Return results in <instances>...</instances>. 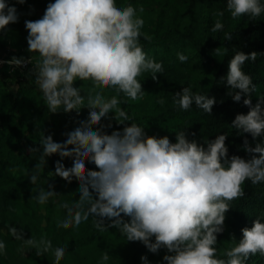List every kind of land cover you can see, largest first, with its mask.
<instances>
[{"label":"clouds","instance_id":"9594fccd","mask_svg":"<svg viewBox=\"0 0 264 264\" xmlns=\"http://www.w3.org/2000/svg\"><path fill=\"white\" fill-rule=\"evenodd\" d=\"M226 9L233 19L245 15L256 18L264 13V4L260 0H226ZM139 12H143L142 7ZM217 15L223 17L224 12ZM18 21L15 5L0 0V32ZM143 25L136 7H117L116 0H54L41 18L25 21L27 51L39 57L30 72L48 111H75L79 116L85 100L88 109L87 119L65 132L63 142L54 141L52 135L41 137L42 152L29 175L30 183L37 184L46 158L58 155L50 175L68 185L76 181L78 199L71 208L63 205L68 215L57 226L78 229L91 217L101 232L116 228L127 241L140 242L153 254L165 250L163 264H247L257 253L264 256V222L260 219L241 229L242 239L224 252L226 259L217 257L215 247L225 231L231 202L244 195L245 181L264 183V140L259 139L264 137V98L253 104L250 97L256 86L242 70L246 61L255 62L258 54L264 53L236 52L221 78L226 87L236 90L232 100L242 101L248 108L231 122L233 128L247 134L243 135L246 158L230 156L226 134L201 143L195 139L197 133L186 128L175 133L173 142L167 135H148L119 107L120 94L133 101L143 99V85L138 80L142 73L148 72L158 81L157 74L164 71L163 63L148 58L143 50ZM223 29L224 24L217 19L211 31ZM144 39L150 38L145 35ZM225 39L231 41V34L225 33ZM32 59L31 55L13 56L0 60V65L23 68L32 64ZM178 59L183 63L188 57L178 54ZM76 81H90L94 94H82L81 87L74 86ZM105 89H114L116 95L106 98ZM174 103L185 111L195 103L212 114L216 99L183 87L175 92ZM65 158L71 159L70 167L63 163ZM59 194L55 183L48 180L47 187L39 188L34 198L43 205ZM8 233L35 249L38 257L51 251L54 264L65 255L66 248L53 249L51 240L25 239L22 227L10 226ZM0 254H6L3 241ZM101 259L108 261L110 256L104 252ZM140 259L149 264L146 255Z\"/></svg>","mask_w":264,"mask_h":264},{"label":"trees","instance_id":"16d2710c","mask_svg":"<svg viewBox=\"0 0 264 264\" xmlns=\"http://www.w3.org/2000/svg\"><path fill=\"white\" fill-rule=\"evenodd\" d=\"M33 1L18 3L16 8L20 18L32 9ZM36 1L43 11L49 2H54ZM260 2L264 4V0ZM129 4L136 7L138 16L144 19L140 39L144 52L148 58L162 62L164 67V71L157 74L158 81H153L148 72L138 77L143 85V99L133 101L119 95V107L128 113L130 122L145 128L148 135H167L173 142L175 133L186 128L189 132L195 131V139L201 143L226 134L229 155L246 158L243 135L247 134L233 128L231 122L236 114H246L248 108L242 101L232 100L231 94L236 90L226 87L221 78L226 76L228 63L236 52L264 53V13L256 18L245 15L233 19L226 9V0H116L117 7ZM141 7L142 13L139 12ZM221 11L223 17L217 15ZM217 19L224 24V29L214 33L211 29ZM29 20L35 19L29 16ZM7 28L0 32L1 44ZM225 33L231 34V41L225 39ZM145 35L150 39H144ZM217 48L219 52L215 51ZM178 54L186 55L187 61L182 63ZM15 55L27 57L21 56L20 52ZM0 70L6 76L17 75L15 85H12L14 88L0 82V241L6 244V254H0V264H54L51 251L40 257L36 256L35 250L29 255L23 254L25 245L8 233L10 226L22 227L25 239L32 237L39 241L43 237L51 240L53 249L64 246L65 255L59 264H64L67 257L99 246L110 259L97 264H143L142 255L147 256L149 264H162L165 250L153 254L142 243L127 241L116 228L101 232L94 227L91 217L78 229L57 226L68 215V209L63 205L67 203L71 208L78 199L76 181L68 185L61 178L50 175L55 161L60 159L58 155L46 158L47 164L36 185L30 183L29 175L42 152L41 137L52 135L54 141L63 142L65 132L74 130L79 121L87 119V100L79 116L75 111L64 113L62 109L52 114L35 80L29 82L26 78L28 74L25 72L30 69L10 71V66L5 63L0 65ZM242 70L251 76L256 86L250 97L255 104L257 98H264V54H258L255 62L246 61ZM183 87H190L193 93L215 97L212 114L199 109L195 103L187 111L180 109L174 103V94ZM151 89H154L152 95L149 93ZM104 91L109 97L116 95L114 89ZM161 99L163 104L158 103ZM248 139L252 141L251 136ZM259 139L264 140V137ZM30 148H39L40 151L33 153ZM63 163L70 167L72 161L65 158ZM48 180L55 183V191L60 194L41 205L34 197L39 188L47 187ZM242 187L244 195L231 202L225 231L218 236L215 245L218 258L226 259L224 252L242 239V228H250L255 219L264 222V183L253 185L251 181H245ZM247 264H264V256L257 253Z\"/></svg>","mask_w":264,"mask_h":264},{"label":"rangeland","instance_id":"374dc122","mask_svg":"<svg viewBox=\"0 0 264 264\" xmlns=\"http://www.w3.org/2000/svg\"><path fill=\"white\" fill-rule=\"evenodd\" d=\"M9 3H12L15 5V7L18 5L16 3V0H9ZM44 14L42 6L34 0L32 3V9L29 10L27 14L22 16L21 18L19 17V21L14 24L8 25V28L6 30L5 35L2 36V44L3 48H6L8 50V54L10 56H16L15 52H20L21 56H32L33 58H39L37 54L35 53H29L27 51V43H26V37L28 35V32L25 29V21L29 20V16L31 18H34L35 20L41 18ZM19 58L18 56H16ZM30 71V70H29ZM27 77L29 78L27 80L34 81L35 77L31 72L26 71ZM17 75H5L2 70H0V82L3 83V85L10 86L11 88H14L13 86L15 85V80H16ZM13 85V86H12ZM76 87H81L82 93L88 94L90 92H93L92 85L90 81H78L75 83ZM99 89H97L98 91ZM149 93L154 94V89H151ZM94 94V92H93ZM104 95L106 98H110L108 96V92L106 93L104 91ZM41 210L44 211V207L42 206ZM43 222H41V227H42ZM35 249L30 248L29 246H23L22 251L23 254L29 255L31 251H34ZM104 249L102 247H92L88 250L82 251L78 253L77 255H74L72 257H67L64 261V264H97L98 261H102L101 257L102 254L104 253ZM74 259H77L76 261ZM18 264H23L19 262ZM163 264V263H162Z\"/></svg>","mask_w":264,"mask_h":264},{"label":"built area","instance_id":"2783aa9c","mask_svg":"<svg viewBox=\"0 0 264 264\" xmlns=\"http://www.w3.org/2000/svg\"><path fill=\"white\" fill-rule=\"evenodd\" d=\"M11 57H13V56H10L9 54L8 55L7 54H0V60H3V61L9 60ZM27 57H29V56H27ZM27 57H25V58H27ZM37 61H38V59L33 58L32 64H28L26 67H23V68L13 66V67H10V71H13L16 69H18L20 72H23L24 70H27V69L31 70L32 67L37 63Z\"/></svg>","mask_w":264,"mask_h":264},{"label":"crops","instance_id":"0c3cea01","mask_svg":"<svg viewBox=\"0 0 264 264\" xmlns=\"http://www.w3.org/2000/svg\"><path fill=\"white\" fill-rule=\"evenodd\" d=\"M0 54L8 55V50L6 48H3V45L1 43H0Z\"/></svg>","mask_w":264,"mask_h":264}]
</instances>
